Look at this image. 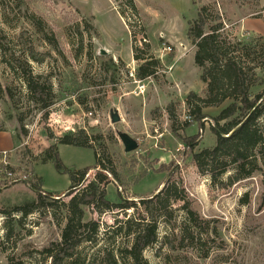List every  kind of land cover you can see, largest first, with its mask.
Returning a JSON list of instances; mask_svg holds the SVG:
<instances>
[{"label":"rangeland","instance_id":"obj_1","mask_svg":"<svg viewBox=\"0 0 264 264\" xmlns=\"http://www.w3.org/2000/svg\"><path fill=\"white\" fill-rule=\"evenodd\" d=\"M133 3L135 9L128 0H0V149L11 148L8 163L17 177H27L0 189V264L50 263L45 249L61 240L68 213L64 203L71 198L66 196L70 172L95 166L96 155L90 147L58 144L64 169L42 161L58 138L81 130L96 138L92 145L97 153L107 152L115 163L118 177L110 175L107 185L111 202L139 203L172 181L184 189L186 201L174 202L169 213L158 216L160 239L144 251L148 264H264L263 171L220 190L193 159L194 152L216 145L212 127L230 100L204 106L202 119L187 104L192 93L206 97L202 69L195 62L197 47L188 38L199 9L205 6L209 17H221L208 21H221L225 37L251 41L260 35L252 42L257 60L250 62L260 65L264 0ZM30 47L49 56L41 63L33 61ZM16 58L29 61L31 72L42 81H51L54 96L48 108L33 101ZM150 61H158L155 74L140 78V67ZM254 78L252 93L264 91L262 68ZM115 110L121 117L116 123L111 119ZM120 133L136 139L139 147L126 152ZM192 138L193 149L187 143ZM96 172L89 171L81 188ZM39 178L42 188L54 194L49 199L54 204L40 207L19 225L16 208L36 200L32 184ZM246 193L250 202L245 204L241 198ZM188 203L206 220L205 232L200 240L196 231V239L182 243ZM143 210L132 208L125 216L117 209L84 207V220H97L101 228L97 243L80 246L76 264H106L101 260L105 247L131 241L121 236L113 241L115 220ZM124 261L131 264L128 258Z\"/></svg>","mask_w":264,"mask_h":264},{"label":"trees","instance_id":"obj_2","mask_svg":"<svg viewBox=\"0 0 264 264\" xmlns=\"http://www.w3.org/2000/svg\"><path fill=\"white\" fill-rule=\"evenodd\" d=\"M128 1L135 9L133 0ZM209 18L221 20L219 15L209 17L208 8L201 7L196 20L190 23L188 29V38L197 47L195 62L202 69L201 79L206 85V97L201 98L192 93L187 99V104L191 113L196 115L197 119H202L205 116L202 113L204 106L220 105L230 100L229 105L215 118L216 125L212 127L217 137L216 145L193 153L199 171L210 177L214 187L227 190L255 172L263 171L264 174V91L252 93V86L256 83L253 76H257L258 68L264 71V62L260 65L250 63L257 60V52L252 42L260 38V35L251 41L239 37H225L221 33L223 23L220 21L211 25ZM28 55L39 63L44 62L49 56L48 53H40L34 47H30ZM136 56L140 59L138 55ZM262 57L264 58V53ZM15 61L17 67L22 70L33 101L42 104L43 109L48 108L54 96L51 81H42L41 76L33 75L29 61H22L19 58ZM154 63L158 61L142 65L138 76L146 78L154 75L156 72ZM47 116L45 114V118ZM95 139L81 130L58 138L57 143L45 152L42 162L53 161L59 170H63L64 167L59 157L58 144L90 147L95 150L96 155L95 166L70 172L71 184L66 196L71 198L64 203L68 210L66 223L62 229L61 240L51 243L45 249L47 257L51 259L50 263L46 261L45 264H76L80 246L84 242L97 243L101 224L97 220H84L86 206H93L100 212L117 209L125 216L128 210L143 206L144 214L140 211L138 215L132 213L126 218L115 220L113 227L110 228L113 241L118 236L128 240L131 238V241L124 246L118 245L115 249L105 247L101 260L106 261V264H124L126 263L124 260L128 258L131 264H148L144 258V251L157 244L160 239L158 216L169 213L174 202L184 201L185 191L179 188L180 185L176 181H172L165 184L152 197L140 199L139 203L127 199L121 203L111 202L107 198V185L112 181L110 175L117 178L118 172L107 152L104 151L101 155L97 153L92 145ZM193 141L192 138L187 142L191 149L195 147ZM91 169H97V172L93 179L81 188ZM41 181L39 178L37 183L32 184V188L37 192L36 200L16 208V211L21 213L17 220L19 225L23 224L26 216L40 207L53 206L54 203L49 199H54V194L45 191ZM241 202L245 204L250 202L247 193L241 198ZM261 206H264V193ZM184 208L188 223L180 230L183 234L182 243L186 238H191V241L196 239V231H199L200 240L202 238L200 234L205 232L203 224L206 220L198 211L191 208L189 203ZM164 239L167 240L168 237Z\"/></svg>","mask_w":264,"mask_h":264},{"label":"built area","instance_id":"obj_3","mask_svg":"<svg viewBox=\"0 0 264 264\" xmlns=\"http://www.w3.org/2000/svg\"><path fill=\"white\" fill-rule=\"evenodd\" d=\"M7 154V151H4L0 157V189L27 178L25 175L17 177L15 169L8 163Z\"/></svg>","mask_w":264,"mask_h":264},{"label":"water","instance_id":"obj_4","mask_svg":"<svg viewBox=\"0 0 264 264\" xmlns=\"http://www.w3.org/2000/svg\"><path fill=\"white\" fill-rule=\"evenodd\" d=\"M100 53L105 55L107 54V51L105 49H101L100 50ZM111 119H112V122L116 123L118 121L121 120V117L119 115V112L118 110H115L111 113ZM123 144H124V149L126 152H131V151H134L136 150L138 147H139V143L136 139L132 138L130 135H128L127 133H120L119 134ZM160 190L157 191V193L159 192Z\"/></svg>","mask_w":264,"mask_h":264},{"label":"crops","instance_id":"obj_5","mask_svg":"<svg viewBox=\"0 0 264 264\" xmlns=\"http://www.w3.org/2000/svg\"><path fill=\"white\" fill-rule=\"evenodd\" d=\"M13 138V137H12ZM11 149V148H10ZM10 149H7V148H3V149H0L1 152H4V151H7V150H10Z\"/></svg>","mask_w":264,"mask_h":264}]
</instances>
